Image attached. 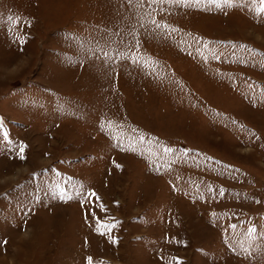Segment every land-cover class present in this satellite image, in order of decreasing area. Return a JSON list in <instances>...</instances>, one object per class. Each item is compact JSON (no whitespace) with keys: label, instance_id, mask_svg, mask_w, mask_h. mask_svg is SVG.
Instances as JSON below:
<instances>
[{"label":"rangeland","instance_id":"obj_1","mask_svg":"<svg viewBox=\"0 0 264 264\" xmlns=\"http://www.w3.org/2000/svg\"><path fill=\"white\" fill-rule=\"evenodd\" d=\"M260 7L0 0V264H264Z\"/></svg>","mask_w":264,"mask_h":264},{"label":"snow or ice","instance_id":"obj_2","mask_svg":"<svg viewBox=\"0 0 264 264\" xmlns=\"http://www.w3.org/2000/svg\"><path fill=\"white\" fill-rule=\"evenodd\" d=\"M254 2V0H253ZM128 3L131 5L133 3V0H128ZM136 5L143 7L145 3L149 4V5H176V6H192V5H198L201 3H206L208 5H214L217 9L220 10H224L225 8H231L237 4H245L247 3V0H135ZM261 3L264 4V0H261ZM255 14L259 17V16H264V7H260V8H256L255 10ZM9 20H11V17L9 18ZM157 27H160V25H157ZM173 31H175V29H173ZM137 43H139L137 41ZM250 52H255V49H250ZM106 62L111 58L109 56L108 52H104L103 53V57H102ZM133 63H138V61L133 60ZM110 123V122H109ZM26 146L24 145H20V151H19V155L20 158L23 159V152H24V148ZM168 151H171L170 149H168ZM116 167H120L119 165H116ZM95 196V193H88L87 194V198L93 197ZM60 199L62 201H67L72 199L71 196H65V195H61ZM97 199H99L97 197ZM83 204V201H82ZM108 231H110V228H108L107 226H104ZM233 227H235L233 225ZM97 231H99V228L97 229ZM101 235H104V232L100 233ZM247 238L249 241H253V240H257L259 239L262 243L260 245L257 246V248L255 249L256 255L260 256L262 259H264V233H258L257 229L255 227H251L247 230ZM115 240H112V243H115ZM241 250L242 252L245 254V258L251 256V251H250V247H244L243 244H241ZM88 264H93L92 258L89 257L88 258Z\"/></svg>","mask_w":264,"mask_h":264}]
</instances>
